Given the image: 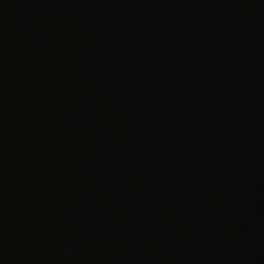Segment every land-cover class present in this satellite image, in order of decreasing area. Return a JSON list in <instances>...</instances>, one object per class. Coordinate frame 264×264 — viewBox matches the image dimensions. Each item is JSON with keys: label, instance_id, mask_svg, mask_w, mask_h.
<instances>
[{"label": "water", "instance_id": "95a60500", "mask_svg": "<svg viewBox=\"0 0 264 264\" xmlns=\"http://www.w3.org/2000/svg\"><path fill=\"white\" fill-rule=\"evenodd\" d=\"M0 264H264V0H0Z\"/></svg>", "mask_w": 264, "mask_h": 264}]
</instances>
